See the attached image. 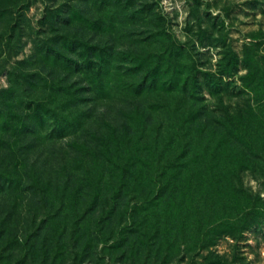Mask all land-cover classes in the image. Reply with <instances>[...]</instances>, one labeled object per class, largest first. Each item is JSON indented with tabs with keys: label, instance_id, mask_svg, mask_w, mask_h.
Instances as JSON below:
<instances>
[{
	"label": "rangeland",
	"instance_id": "374dc122",
	"mask_svg": "<svg viewBox=\"0 0 264 264\" xmlns=\"http://www.w3.org/2000/svg\"><path fill=\"white\" fill-rule=\"evenodd\" d=\"M0 264H264V0H0Z\"/></svg>",
	"mask_w": 264,
	"mask_h": 264
},
{
	"label": "trees",
	"instance_id": "16d2710c",
	"mask_svg": "<svg viewBox=\"0 0 264 264\" xmlns=\"http://www.w3.org/2000/svg\"><path fill=\"white\" fill-rule=\"evenodd\" d=\"M155 159H157V160H160V158H159V157H156Z\"/></svg>",
	"mask_w": 264,
	"mask_h": 264
}]
</instances>
